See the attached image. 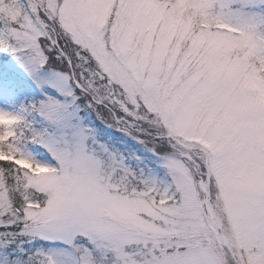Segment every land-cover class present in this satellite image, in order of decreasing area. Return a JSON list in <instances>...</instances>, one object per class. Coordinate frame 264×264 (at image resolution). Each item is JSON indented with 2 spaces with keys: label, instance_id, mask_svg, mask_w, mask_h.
I'll return each mask as SVG.
<instances>
[{
  "label": "snow or ice",
  "instance_id": "obj_1",
  "mask_svg": "<svg viewBox=\"0 0 264 264\" xmlns=\"http://www.w3.org/2000/svg\"><path fill=\"white\" fill-rule=\"evenodd\" d=\"M0 264H264V0H0Z\"/></svg>",
  "mask_w": 264,
  "mask_h": 264
}]
</instances>
